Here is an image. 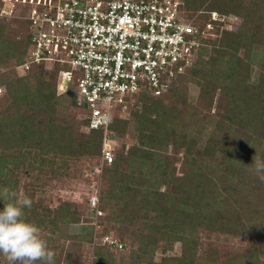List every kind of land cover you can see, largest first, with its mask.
Returning a JSON list of instances; mask_svg holds the SVG:
<instances>
[{
  "label": "trees",
  "instance_id": "16d2710c",
  "mask_svg": "<svg viewBox=\"0 0 264 264\" xmlns=\"http://www.w3.org/2000/svg\"><path fill=\"white\" fill-rule=\"evenodd\" d=\"M182 1L187 17L199 14L201 29L214 12L242 22L236 30L217 33L211 53L201 50L165 94L142 92L129 118L111 123L114 139L124 137L133 124L138 134L137 144L117 153L104 169L99 208L105 215L98 221L119 225L115 230L122 249L104 243L107 228L97 237L86 226V234H71L70 224L87 222L73 202L60 197L52 207L37 198L58 183L83 179L103 158L104 131L81 132L89 121L75 112L74 87L58 93L59 66L47 71L44 64H32L27 73H19L31 43L30 22L0 17V89L5 90L0 99V190L31 200L26 219L41 229L53 264H86L81 250L93 238L99 245L92 251L93 264H202L196 231L203 228L250 237L243 252L224 258L215 254L221 264H264V183L252 165L254 158L264 159V58L257 79H251L253 59L264 51V0ZM190 81L200 86L198 104L191 108L184 86ZM203 109L210 110L206 120ZM148 162L152 167L156 162L158 174L152 170L147 176ZM69 241L74 250L65 255ZM176 244L181 253L173 255ZM0 264H8L2 254Z\"/></svg>",
  "mask_w": 264,
  "mask_h": 264
},
{
  "label": "built area",
  "instance_id": "2783aa9c",
  "mask_svg": "<svg viewBox=\"0 0 264 264\" xmlns=\"http://www.w3.org/2000/svg\"><path fill=\"white\" fill-rule=\"evenodd\" d=\"M15 1L30 7L25 18L31 27L29 51L18 69L25 74L32 64L60 67L58 93L74 87L77 107L89 121L85 130L104 131L103 158L109 163L113 120L124 118L142 92L165 94L217 33L232 30L229 19H238L214 12L201 29L199 14L187 17L182 0ZM104 243L123 248L108 237Z\"/></svg>",
  "mask_w": 264,
  "mask_h": 264
},
{
  "label": "rangeland",
  "instance_id": "374dc122",
  "mask_svg": "<svg viewBox=\"0 0 264 264\" xmlns=\"http://www.w3.org/2000/svg\"><path fill=\"white\" fill-rule=\"evenodd\" d=\"M3 7L0 10V17L12 20H21V21H27L25 16L28 14L29 6L28 4H23L22 2H17L15 0H2ZM230 23L232 24L231 28L232 30H236L238 26L241 24L242 19L238 17L236 18H230ZM212 45L202 48V50H207L205 52L206 55H209L211 53ZM264 51H259L256 53L255 58L253 59V71L251 74V79L254 81L257 79V68H259V63L264 58ZM243 52L241 51V54ZM196 60V59H195ZM51 69L47 68V71H50ZM20 74H23L22 71L18 70ZM185 89L187 90V102L190 106H196L199 101V94H200V86L197 85L195 81H190L186 83ZM5 95V90L2 88L0 89V99ZM217 102V101H216ZM131 107V106H130ZM189 108V109H190ZM72 109V108H71ZM130 109V108H129ZM141 109V105L139 108ZM74 111V108L72 109ZM215 108L212 110L211 113H214ZM77 113H83L82 109L77 108L75 110ZM210 114V110L203 109L202 111V117L203 119H208V116ZM84 116V115H83ZM127 119L129 118V110L125 114ZM81 132L87 133L85 128L82 126ZM137 131L135 130L134 124L129 126L126 134L124 137L117 136L114 141H111L108 145V148H110L111 152L113 153V160L117 153L124 150L125 153L129 151L131 146L137 144ZM124 146V148H123ZM172 154V152H169ZM247 163L250 164L251 158H247ZM95 166L91 171H87L85 176L82 178H73L68 179L65 181L64 185H60V183L53 186L51 189L49 188L46 192L40 193L37 198L40 197V199L43 200L45 203H49L52 205V207H55L59 205L60 201L59 198L62 197L64 200L71 201L75 206H77L79 209L83 210L84 214V220H87V222H83L80 224H70L69 231L71 234H86V231H82L83 227L88 228H94V237H97V234L103 233L104 229L107 228L108 232L105 234L106 237L110 238V241H114L115 243H119L118 234L116 233L115 228L118 227L116 223H107L100 225V222L98 221L100 210L101 212L105 211L101 210L99 206L102 204V190L104 189V169L106 166H110L111 163L104 160V158L100 157L99 160L95 161ZM151 162H148L145 166V170L147 176L150 175V172L153 170L156 174H158V169H156V162L155 166H150ZM160 172V171H159ZM155 179V178H154ZM161 190H165V186L161 187ZM97 198V206L94 207L92 205V199ZM88 198L90 199V205L88 203ZM95 209V212L92 210ZM103 215V216H104ZM88 218V219H87ZM105 225V226H104ZM83 232V233H82ZM197 236L199 237L198 242V248H197V258L202 264H221L220 261H217V257L224 258L227 254L228 255H235L239 252H243L245 249L249 248L251 245L250 237L249 236H235L228 233H223L220 231L210 230L208 228L199 229L196 231ZM93 242H85L82 247V253H83V259L86 264H93L94 258H92V251H94V247L96 245L95 238H93ZM95 243V244H93ZM66 250L64 251V254H71L73 252V248L71 247L72 242L69 241L66 243ZM93 244V245H92ZM107 244V243H105ZM96 246H99L98 244ZM180 245L176 244L174 251H172L171 254H180L181 250L179 249ZM113 248V247H112ZM127 248H129L127 246ZM217 257L213 258L214 256ZM210 257V259H209ZM155 261H159L161 258L159 254H155L153 256ZM63 262V261H62Z\"/></svg>",
  "mask_w": 264,
  "mask_h": 264
},
{
  "label": "clouds",
  "instance_id": "9594fccd",
  "mask_svg": "<svg viewBox=\"0 0 264 264\" xmlns=\"http://www.w3.org/2000/svg\"><path fill=\"white\" fill-rule=\"evenodd\" d=\"M108 117L105 116V119ZM252 165L257 178L264 183V159L254 158ZM0 254L8 264H53V252L41 235V229L28 221L24 209L31 207V200L8 188L0 190Z\"/></svg>",
  "mask_w": 264,
  "mask_h": 264
}]
</instances>
